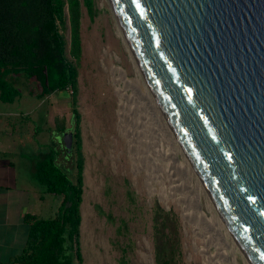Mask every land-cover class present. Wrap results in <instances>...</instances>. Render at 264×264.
<instances>
[{
    "label": "rangeland",
    "instance_id": "374dc122",
    "mask_svg": "<svg viewBox=\"0 0 264 264\" xmlns=\"http://www.w3.org/2000/svg\"><path fill=\"white\" fill-rule=\"evenodd\" d=\"M92 2L90 15L81 1L78 118L69 90L37 99L33 81L13 76L28 94L31 114L24 122L43 126L46 111L47 155L65 148L59 144L71 139L78 120L84 159L82 264H155L152 232L158 207L179 217L182 264H249L146 89L109 0ZM65 11L60 32L72 60ZM39 101L40 110H34ZM58 159L73 168L76 154ZM54 211L55 205L48 206L45 216Z\"/></svg>",
    "mask_w": 264,
    "mask_h": 264
},
{
    "label": "water",
    "instance_id": "95a60500",
    "mask_svg": "<svg viewBox=\"0 0 264 264\" xmlns=\"http://www.w3.org/2000/svg\"><path fill=\"white\" fill-rule=\"evenodd\" d=\"M109 2L228 230L264 264V0Z\"/></svg>",
    "mask_w": 264,
    "mask_h": 264
},
{
    "label": "trees",
    "instance_id": "16d2710c",
    "mask_svg": "<svg viewBox=\"0 0 264 264\" xmlns=\"http://www.w3.org/2000/svg\"><path fill=\"white\" fill-rule=\"evenodd\" d=\"M81 1L90 15L92 0H0V100L13 102L20 91L13 76L23 75L38 88L43 98L56 91H70L73 112L77 93V62L81 56ZM69 21V54L60 32ZM76 132H70V148L50 153L34 166V179L40 190L55 197L52 216L26 214L29 225L27 246L18 264H82L80 250L81 203L83 201V154L76 119ZM63 150V152H62ZM67 167L59 156L70 159ZM75 169V171H74ZM155 264H182L179 217L162 208L153 218Z\"/></svg>",
    "mask_w": 264,
    "mask_h": 264
},
{
    "label": "crops",
    "instance_id": "0c3cea01",
    "mask_svg": "<svg viewBox=\"0 0 264 264\" xmlns=\"http://www.w3.org/2000/svg\"><path fill=\"white\" fill-rule=\"evenodd\" d=\"M19 91L11 103L0 100V264H18L22 257L29 232L25 215L46 217V208L55 205V197L42 192L34 179L35 164L47 155L46 111L43 126L30 128L24 122L31 114L28 94ZM40 108L39 101L33 109Z\"/></svg>",
    "mask_w": 264,
    "mask_h": 264
},
{
    "label": "bare ground",
    "instance_id": "6f19581e",
    "mask_svg": "<svg viewBox=\"0 0 264 264\" xmlns=\"http://www.w3.org/2000/svg\"><path fill=\"white\" fill-rule=\"evenodd\" d=\"M115 17H116V20H117V26H118V30H119V33L121 34V36H122V38H123V41H124V43L126 44V47H127V49H128V51H129V54H130V56H131V58H132V61L134 62V64H135V66H137L138 67V65H137V63L134 61V58H133V55H132V52H131V49H130V47H129V45H128V43H127V41H126V39H125V37H124V35H123V33H122V30H121V27H120V24H119V22H118V19H117V16L115 15ZM116 67H118V66H116ZM118 68H120V67H118ZM121 69V68H120ZM138 69H139V67H138ZM122 70V69H121ZM140 70V69H139ZM140 73H141V71H140ZM141 75H142V73H141ZM142 77H143V75H142ZM143 79H144V82H145V84H146V89L149 91V93L151 92L152 93V91H151V89H150V87L148 86V84H147V82H146V80H145V78L143 77ZM150 93V94H151ZM152 95H153V97H154V101H156V103H157V100H156V98H155V96H154V94L152 93ZM153 99V98H152ZM155 103V104H156ZM156 105H158V103L156 104ZM159 107V106H158ZM159 109H160V107H159ZM160 111H161V113H162V116L165 118V120H166V122L168 123V125H169V127H170V129L172 130V132H173V134H175L174 133V131H173V129H172V127H171V125H170V123H169V121L167 120V118H166V116H165V114L163 113V111L160 109ZM175 137H176V135H174ZM176 139H177V137H176ZM178 141V140H177ZM179 145H180V143H179ZM181 146V145H180ZM181 148H182V146H181ZM182 150H183V148H182ZM183 152H184V150H183ZM185 153V152H184ZM186 155V154H185ZM188 158V157H187ZM190 162V161H189ZM191 164V163H190ZM201 180V179H200ZM202 182V181H201ZM204 186V185H203ZM206 189V188H205ZM207 191V190H206ZM208 192V191H207ZM240 247V246H239ZM242 250V249H241ZM243 252V251H242ZM243 254H244V252H243ZM245 255V254H244ZM245 257H246V255H245ZM246 260H247V262L250 264L251 262H249V259L246 257Z\"/></svg>",
    "mask_w": 264,
    "mask_h": 264
}]
</instances>
